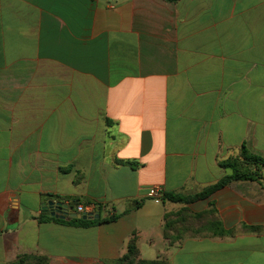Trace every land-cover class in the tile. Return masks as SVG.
<instances>
[{
	"label": "crops",
	"instance_id": "0c3cea01",
	"mask_svg": "<svg viewBox=\"0 0 264 264\" xmlns=\"http://www.w3.org/2000/svg\"><path fill=\"white\" fill-rule=\"evenodd\" d=\"M242 147L264 159V0H0V264H112L131 238L146 261L264 264V178L147 197L201 192ZM208 210L224 235L194 234Z\"/></svg>",
	"mask_w": 264,
	"mask_h": 264
},
{
	"label": "trees",
	"instance_id": "16d2710c",
	"mask_svg": "<svg viewBox=\"0 0 264 264\" xmlns=\"http://www.w3.org/2000/svg\"><path fill=\"white\" fill-rule=\"evenodd\" d=\"M220 166L224 169L230 170V174L221 178L215 184L203 189L201 192L190 195L181 196L171 193H164L162 201H170L173 203L191 204L198 200H203L213 194L215 191L223 188L233 181H258L262 177L261 167L264 166V159L250 154L245 147H242L240 154L237 157H230L220 163ZM186 210L175 214H167L164 217V233L163 237L170 239L169 241L177 240V236H180L181 232L176 228L177 223L184 222ZM203 216H207V220L202 222ZM194 220L203 223L202 226L196 228L194 234L205 231L212 235H224L225 231L221 228L219 221L215 218L214 212L208 210L202 214L195 215ZM115 217H108L107 221L114 220ZM53 221L60 224H67L71 226L88 227L99 222L97 220H80V219H70L68 221L61 219H53ZM199 223V224H201ZM187 228H183V232ZM180 233V234H179ZM12 264H49L48 260L44 257H33V256H20ZM112 264H168L165 260H152L146 261L139 258V252L136 246V240L131 238L127 250L124 255L112 262Z\"/></svg>",
	"mask_w": 264,
	"mask_h": 264
},
{
	"label": "water",
	"instance_id": "95a60500",
	"mask_svg": "<svg viewBox=\"0 0 264 264\" xmlns=\"http://www.w3.org/2000/svg\"><path fill=\"white\" fill-rule=\"evenodd\" d=\"M42 210L44 213L47 211H51L49 214L54 217L55 219L61 220H70V219H80V220H91V219H98V215H93L92 213L78 215L74 212V210L60 202H52L49 201L42 205Z\"/></svg>",
	"mask_w": 264,
	"mask_h": 264
},
{
	"label": "built area",
	"instance_id": "2783aa9c",
	"mask_svg": "<svg viewBox=\"0 0 264 264\" xmlns=\"http://www.w3.org/2000/svg\"><path fill=\"white\" fill-rule=\"evenodd\" d=\"M163 190L160 187H151L148 192H147V197L152 200L154 203H160L162 197H163ZM74 212L78 215H84L88 213L93 212V207L82 204V203H77L74 208ZM93 214V213H92Z\"/></svg>",
	"mask_w": 264,
	"mask_h": 264
}]
</instances>
